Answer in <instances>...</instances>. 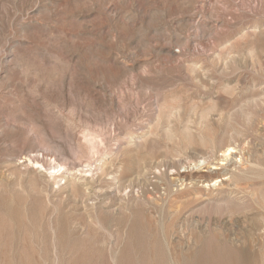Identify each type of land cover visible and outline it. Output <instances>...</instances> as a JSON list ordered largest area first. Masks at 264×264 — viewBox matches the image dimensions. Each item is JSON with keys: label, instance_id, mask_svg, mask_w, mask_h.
I'll return each mask as SVG.
<instances>
[{"label": "rangeland", "instance_id": "1", "mask_svg": "<svg viewBox=\"0 0 264 264\" xmlns=\"http://www.w3.org/2000/svg\"><path fill=\"white\" fill-rule=\"evenodd\" d=\"M263 135L264 0H0V264H264Z\"/></svg>", "mask_w": 264, "mask_h": 264}, {"label": "bare ground", "instance_id": "2", "mask_svg": "<svg viewBox=\"0 0 264 264\" xmlns=\"http://www.w3.org/2000/svg\"><path fill=\"white\" fill-rule=\"evenodd\" d=\"M252 98H253V97H252ZM252 98H251V99H252ZM251 99H250V100H251ZM250 100H249V102H250ZM252 100H253V99H252ZM254 100H255V99H254ZM257 100L260 101L259 99H257ZM255 101H256V100H255ZM247 102H248V101H247ZM256 102H257V101H256ZM243 103H244V102H243ZM245 104H246V103H245ZM251 104H252V103H251ZM243 106H244V105H243ZM238 107H239V106H238ZM244 107H245V106H244ZM236 108H237V107H236ZM224 109H225V108H224ZM234 109H235V108H234ZM239 109H240V108H239ZM242 109H245V108L242 107ZM226 110H227V109H226ZM238 111H240V110H238ZM244 111H245V110H244ZM220 112H221V111H220ZM241 113H243V112L241 111ZM250 113H251V111H250ZM208 114H209V113H208ZM208 114H207V115H208ZM223 114H225V113H223ZM228 114H229V113H228ZM230 114H231V112H230ZM243 114H246V113H243ZM220 116H222V115H220ZM244 116H245V115H244ZM251 116H252V115H251ZM225 117H226V115H225ZM225 117H223V118H225ZM248 117H249V114H248ZM223 118H222V119H223ZM202 119H203V118H202ZM242 119H243V118H242ZM249 119H250V118H249ZM249 119H248V120H249ZM222 121H223V120H222ZM225 121H226V120H225ZM227 121H229V120H227ZM227 121H226V122H227ZM231 121H232V120H231ZM244 121H245V120H244ZM248 122H249V121H248ZM250 122H251V121H250ZM207 124H208V126H209V123H207ZM207 124H206V128L208 127ZM210 124H211V123H210ZM212 124H213V123H212ZM223 124H224V123H223ZM250 124H251V123H250ZM220 125H222V124L220 123ZM226 125H227V123L225 124V126H226ZM228 125H229V124H228ZM233 125H234V124H233ZM223 126H224V125H223ZM229 126H230V125H229ZM229 126H228V127H229ZM237 126H238V125H237ZM249 126H250V125H249ZM209 127H210V126H209ZM218 127H219V126H218ZM218 127H217V128H218ZM231 127H232V125H231ZM235 127H236V126L234 125V128H235ZM238 127H239V126H238ZM214 128H215V127H214ZM232 128H233V127H232ZM232 128H231V129H232ZM204 129H205V126H204ZM224 129H225V127H224ZM231 129H230V130H231ZM221 130H222V129H221ZM232 130H233V129H232ZM236 130H238V129L236 128ZM214 131H215V130H214ZM233 131H234V130H233ZM241 131H242V130H241ZM252 131H253V129H252ZM220 132H221V131H220ZM223 132L226 133V131H224V130H223ZM234 132H235V131H234ZM236 132H237V131H236ZM242 132H243V131H242ZM214 133H215V132H214ZM216 133H217V135H219V134H218V131H217ZM230 133H231V132H230ZM230 133H229V130H228V134H229V135H230ZM232 133H233V132H232ZM238 133H240V131H238L237 134H238ZM226 134H227V133H226ZM256 134H257V133H256ZM260 134H261V133H259V135H260ZM215 135H216V134H215ZM215 135H214V137H215ZM229 135H228V136H229ZM241 135H242V134H241ZM241 135H240V136H241ZM92 136H95V135H92ZM188 136H189V135H188ZM228 136H227V137H228ZM236 136L239 137L238 135H236ZM263 136H264V135H263ZM214 137H212V138H213V139H216V138H214ZM219 137H220V135H219ZM230 137H231V135L229 136L230 141H233ZM253 137H254V136H253ZM255 137H256V136H255ZM83 138H84V137H83ZM93 138H94V137H93ZM98 138H99V137H98ZM189 138H190V137H188V140H189ZM220 138H221V137H220ZM242 138L244 139V136H243ZM246 138H247V137H246ZM259 138H260V137H259ZM209 139H210V138H209ZM209 139H208V140H209ZM253 139H254V138H253ZM260 139H261V141H262V138H260ZM217 140H218L217 142H219V138H218ZM220 140H221V139H220ZM189 141H190V140H189ZM206 141H207V140H206ZM227 141H229V140H226V142H227ZM251 141H252V140H251ZM190 142H191V141H190ZM190 142H189V143H190ZM202 142H203V140H202ZM212 142H214V141L212 140ZM226 142H225V143H226ZM262 142H263V141H262ZM88 143H89V144L92 143V140H89ZM191 143H192V142H191ZM215 143H216V142H215ZM257 143H258V142H257ZM83 144H84V143H83ZM92 144H93V143H92ZM99 144H100V143H99ZM187 144H188V143H187ZM204 144H205V143H204ZM213 144H214V143H213ZM217 144H218V143H217ZM217 144H216V145H217ZM250 144H251V143H250ZM259 144H260V143H259ZM85 145H86V144H85ZM85 145H82V146H85ZM207 145H208V144H207ZM216 145L214 144L215 148H216ZM218 145H219V144H218ZM227 145H228V142H227ZM233 145H234V144H233ZM95 146H96V145H95ZM228 146H229V145H228ZM231 146H232V145H231ZM249 146H250V145H249ZM85 147H87V146H85ZM88 147H90V146H88ZM220 147H221V146L219 145L218 148H216L217 151H218V149H219ZM250 147H251V146H250ZM259 147H260V146H258L257 144H253V148H252L251 154H249V155L251 156V161H253L254 164L260 165V167H261V165H264V164H263L264 161L262 160V158H260V155H261V154L259 155V153H260L261 150H260ZM81 148H82V147H81ZM90 148H91V147H90ZM221 148H222V147H221ZM261 148H262V147H261ZM204 149H205V148H204ZM207 149H208V148H207ZM216 149H215V151H216ZM37 150H38V149H37ZM83 150H84V149H82V152H83ZM210 150H211V148H210ZM213 150H214V149H213ZM39 151H40V150H39ZM206 151H207V150H206ZM208 151H209V150H208ZM220 151L222 152L221 154H223V155H222L223 158L220 160L221 163H220V164L218 163V165H220V166H223V165L228 166L227 163L230 162V161L227 162V160H228V157H229V156L231 155V153H232V148H230V147H226L223 151H222V150H220ZM45 152H46V150H45ZM84 152H85V150H84ZM84 152H83V153H84ZM248 152H249V151H248ZM83 153H82V154H83ZM86 153H87V152H86ZM86 153H84V154L86 155ZM216 153H217V152H216ZM262 153H263V151H262ZM44 154H46V153H44ZM44 154H43V155H44ZM88 154H89V153H88ZM219 154H220V153H219ZM199 155H200V153H198V156H199ZM26 156H27V155H26ZM189 156H190V155H189ZM192 156H193V154H192ZM194 156H195V155H194ZM204 156H205V155H202V153H201V157H203V160L205 159ZM206 156H207V155H206ZM206 156H205V157H206ZM210 156H211V155H210ZM210 156H208V158H209ZM30 157L34 158L35 156H34V157H33V156H30ZM41 157H42V155H41ZM187 157H188V156H187ZM201 157H199V159H200ZM213 157H214V154H213ZM218 157H219V155H218ZM27 158H29V156H27ZM27 158H26V159H27ZM35 158H36V157H35ZM189 158H190V157H189ZM196 158H198V157H196ZM211 158H212V157H211ZM211 158H210V160H211ZM220 158H221V157H220ZM13 159H14V158H13ZM23 159H24V158H23ZM186 159H187V158H186ZM213 159H214V158H213ZM217 159H218V158H217ZM30 160H31V159H30ZM190 160H191V159H190ZM194 160H195V159H194ZM182 161H183V160H182ZM184 161H185V158H184ZM184 161H183V162H184ZM195 161H196V160H195ZM251 161H250V162H251ZM26 162H27V160H26ZM102 162H103V161H102ZM162 162H163V161H162ZM171 162H172V161H170V164H171ZM173 162H176V161H173ZM186 162H187V161H186ZM24 163H25V162H24ZM24 163H23V164H24ZM164 163H165V162H164ZM167 163H168V162H167ZM178 163H179V162H178ZM181 163H182V162H181ZM191 163H192V162H191ZM200 163L202 164V162H200ZM25 164H26V163H25ZM34 164H35V163H34ZM36 164H37V163H36ZM88 164H89V163H88ZM154 164H155V163H154ZM165 164H166V163H165ZM165 164L163 165L164 167H165ZM182 164H184V163H182ZM189 164H190V163H189ZM189 164H188V165H189ZM192 164L195 165L196 162H195V163H192ZM203 164H204V163H203ZM148 165H149V164H148ZM159 165H160V164H159ZM174 165H175V163H174ZM176 165H177V163H176ZM180 165H181V164H180ZM184 165H185V164H184ZM210 165H211V164H210ZM210 165H209V166H210ZM41 166H42V165H41ZM170 166H171V165H170ZM177 166H178V165H177ZM182 166H183V165H181V166H179V167H182ZM185 166H186V165H185ZM189 166H190V165H189ZM198 166H199V165H198ZM229 166H232V165H230V163H229ZM27 167H28V166H27ZM149 167H150V165H149ZM151 167H153V165H151ZM167 167H169V166L167 165ZM174 167H175V166H174ZM186 167H187V166H186ZM212 167H213V166H212ZM212 167H211V169H212ZM260 167H259V168H260ZM263 167H264V166H263ZM93 168H94V167H93ZM153 168H154V167H153ZM153 168H151V169L153 170ZM172 168H173V167H172ZM204 168H205V167H204ZM44 169H45V168H44ZM166 169H167V168H166ZM183 169H186V168L183 167ZM189 169H190V168H189ZM189 169H188V170H189ZM95 170H96V168L92 169L91 167H89L88 170H80V171L82 172V174H81V175H82V176H81L82 179L86 181L89 177H90V178L93 177V175H95V174H94V171H95ZM99 170H100V169H99ZM107 170H108V169H107ZM169 170H170V169H169ZM208 170H209V169H208ZM213 170H214V169H213ZM80 171H79V172H80ZM153 171H154V170H153ZM167 171H168V170H167ZM192 171H193V170H192ZM192 171H187V169H186V171L181 172L182 175L179 174V173H176V172L174 173V175L178 178V182H179V180H184V181L186 182V180L188 179V180H190V181H195V182H198V183H206V182H212L214 179H216L215 174H213V171H212V173H208V174H199V172L197 171V169H196L195 172H192ZM206 171H207V170H206ZM210 171H211V170H210ZM225 171H226V170H225ZM230 171H231V170H230ZM63 172H64V170H63L61 173H63ZM107 172H108V171H107ZM107 172H106V173H107ZM159 172H160V171H159ZM165 172H166V171H165ZM165 172H164V173H165ZM177 172H178V171H177ZM207 172H208V171H207ZM214 172H215V171H214ZM226 172H227V171H226ZM240 172H241V173H245V172H243V171H239V173H240ZM20 173H21V172H20ZM141 173H142V172H141ZM155 173H156V172H155ZM224 173H225V172H224ZM162 174H163V173H162ZM172 174H173V173H172ZM217 174H218V172H217ZM227 174H228V173H225L224 175H227ZM237 174H238V173H237ZM248 174H250V172H249ZM16 175H17V174H16ZM109 175H110V174H109ZM134 175H135V174H134ZM138 175H139V173H138ZM142 175H143V174H142ZM144 175H145V174H144ZM157 175L160 176V174H157ZM164 175H165V174H164ZM231 175H232V173H231ZM231 175H229V176H230V179H229V180H233V179H234V180H237L235 177L233 178V176H231ZM234 175H235V173H234ZM242 175H243V174H241V176H242ZM50 176H51V175H50ZM66 176H68V175H66ZM220 176H221V175H220ZM235 176H237V175H235ZM95 177H96V176H95ZM106 177H107V176H106ZM115 177H116V176H115ZM133 177H134V176H133ZM139 177H140V176H139ZM139 177H138V178L136 177V178L139 179ZM161 177H162V176H161ZM163 177H164V176H163ZM172 177H173V176H172ZM217 177H218V176H217ZM242 177H245V178H246V176H242ZM242 177H241V178H242ZM249 177H251V176H249ZM51 178H52V177H51ZM54 178H55V177H54ZM130 178H131V177H130ZM144 178H145V176H144ZM158 178H159V177H158ZM231 178H232V179H231ZM241 178H239V179L241 180ZM245 178H243V179H245ZM252 178H253V176H252ZM97 179H98V178H97ZM97 179H95V180H97ZM116 179H117V178H116ZM152 179H154V178H152ZM155 179H156V178H155ZM250 179H251V178H250ZM98 180H99V179H98ZM114 180H115V178H112V181H114ZM127 180H128V179H126V181H127ZM129 180L131 181V179H129ZM132 180L134 181V179H132ZM156 180H157V179H156ZM252 180H253V179H252ZM54 181H55V180H54ZM88 181H90V180H88ZM88 181H87V182H88ZM99 181H100V180H99ZM107 181H108V180H107ZM122 181H123V180H122ZM126 181L124 180L123 183L126 184ZM130 181H129V182H130ZM135 181H136V180H135ZM135 181H134V183H135ZM145 181H146V180H144L143 177H142V178H140V179L137 181V184H136V185H141V184H143V185L145 186V185H146ZM243 181H244V180H243ZM90 182H91V181H90ZM101 182H102V181H101ZM148 182L150 183V181H148ZM148 182H147V184H148ZM166 182H167V181H166ZM231 182H233V181H231ZM238 182H239V181H238ZM250 182H251V181H250ZM0 183H1V182H0ZM94 183H95V181H94L92 184H94ZM134 183H133V185H134ZM156 183H157V182H156ZM161 183H162V182H161ZM234 183H235V182H234ZM234 183L231 184V185H232L233 187H235V188L240 189V187H239L237 184H234ZM83 184H84V183H83ZM87 184H88V183H87ZM92 184H89L90 187L92 186ZM97 184H98V183H97ZM207 184H208V183H207ZM209 184H210V183H209ZM222 184H223V183H222ZM225 184H226V183H225ZM225 184H223V185H225ZM57 185H58V184H57ZM148 185H149V184H148ZM150 185H151V184H150ZM153 185H154V184H153ZM163 185H166V184L164 183ZM197 185H198V184H197ZM231 185H230L229 187H231ZM246 185H247V184H246ZM78 186H79V185H78ZM126 186H127V185H126ZM126 186L124 185L125 188H126ZM154 186H155V185H154ZM156 186H157V185H156ZM225 186H226V185H225ZM249 186H250V185H249ZM262 186H263V185H262ZM81 187H83V186H81ZM88 187H89V186H88ZM93 187H94V185H93ZM109 187L111 188V191L108 190V192H106L104 195L102 194V192H103L105 189H104V190H103V189L101 190L100 187L92 188V189H91L92 192H91V190L88 191L89 194L92 193V195H90V197L87 196V197H88V200H89V198H90V200L94 202V200H98L99 198H102V197H103V199H104L106 195H110V194L112 195V193H113L114 195H115V194L117 195V194H119V193L123 190V189H121V185H120L119 181L116 182V184H112V185H110ZM135 187H136V186H135ZM141 187H142V186H141ZM141 187H140V190L142 189ZM227 187H228V186H227ZM106 188H107V187H106ZM125 188H124V189H125ZM127 188H128V187H127ZM249 188H250V187H249ZM259 188H261V187L259 186ZM130 189H131V188H130ZM133 189H135V188H133ZM149 189H151V188H149ZM159 189H160V188H159ZM166 189H167V188H166ZM251 189H252V187H251ZM253 189L256 190V188H254V187H253ZM136 190H137V189H136ZM136 190H135V192H136ZM140 190L138 189L137 191H140ZM163 190H164V189H163ZM185 190H186V189H185ZM185 190H183V192H185ZM244 190H246V189H244ZM247 190H248V189H247ZM249 190H250V189H249ZM249 190H248V191H249ZM255 190H253V191L256 192ZM257 190H258V187H257ZM262 190H263V189H262ZM131 191H132V190H131ZM151 191H152V190H151ZM153 191L155 192V190H153ZM170 191H172V190H170ZM176 191H178V190H176ZM181 191H182V190H181ZM253 191H252V192H253ZM258 191H259V190H258ZM122 192H123V191H122ZM122 192H121V193H122ZM172 192H173V191H172ZM172 192H171V193H172ZM178 192H180V191H178ZM178 192H176V193H178ZM205 192H206V191H205ZM236 192H237V191H236ZM262 192H263V191H262ZM262 192H261V193H262ZM78 193H79V192H78ZM126 193H127V192H126ZM130 193H131V192H130ZM141 193H142V190H141L140 194H141ZM168 193H169V190H168ZM173 193H174V192H173ZM212 193H213V192H212ZM249 193H250V192H249ZM249 193H248V194H249ZM257 193H258V192H257ZM261 193H260V194H261ZM75 194H76V193H75ZM75 194H73V195H75ZM132 194H133V193H132ZM148 194H149V193H148ZM154 194H155V193H154ZM169 194H170V193H169ZM182 194H184V193H182ZM182 194H178V195H182ZM194 194H195V193H194ZM263 194H264V193H263ZM76 195H77V194H76ZM130 195H131V194H130ZM134 195H135V193H134ZM138 195H139V194H138ZM150 195L152 196V194H150ZM156 195H157V193H156ZM156 195H155V197H156ZM158 195H159V193H158ZM158 195H157L156 198L159 199ZM217 195H218V194H217ZM251 195H252V194H250V197H251ZM258 195H259V194H258ZM112 196H113V195H112ZM119 196H120V195H119ZM125 196H128V195H125ZM142 196H143V193H142L141 197H142ZM145 196H147V194H145ZM190 196H191V195H190ZM221 196H222V195H221ZM263 196H264V195H263ZM74 197H76V196H74ZM132 197H135V196H132ZM132 197L130 198L131 200H132ZM136 197H137V196H136ZM153 197H154V196H152L151 198H153ZM202 197H203V196H202ZM202 197H201V198H202ZM245 197H246V196H244L243 198H245ZM247 197H248V196H247ZM252 197H253V196H252ZM256 197H257V194H256ZM259 197H262V195H261V196L259 195L258 198H259ZM126 198H127V197H126ZM126 198H125V199H126ZM137 198H138V197H137ZM137 198H136V199H137ZM160 198H161V197H160ZM168 198H169V197H168ZM170 198H171V197H170ZM248 198H249V197H248ZM263 198H264V197H263ZM86 199H87V198H86ZM118 199H119V201H120V200L122 199V197H121V199H120V198H118ZM123 199H124V198H123ZM123 199H122V200H123ZM128 199H129V198H128ZM153 199H155V198H153ZM158 199H157V200H158ZM172 199H173V198H172ZM178 199H179V198H177V200H178ZM259 199H260V198H259ZM88 200H86V201L88 202ZM100 200H101V199H100ZM126 200H127V199H126ZM161 200H162V198H161ZM175 200H176V199H175ZM175 200L173 199L172 201L174 202ZM224 200H225V199H224ZM242 200H243V199H242ZM251 200H252V199H251ZM104 201H106V199H104ZM109 201H110V200H109ZM115 201H116V200H115ZM119 201H118V203H119ZM141 201H142V200H141ZM162 201H163V200H162ZM201 201H202V200H201ZM204 201H207V199L204 200ZM211 201H212V200H211ZM248 201H249V200H247L246 203H247ZM260 201H261V199H260ZM124 202H125V201H124ZM146 202H148V201H146ZM152 202H153V201H152ZM159 202H160V200H159ZM159 202H158V203H159ZM197 202H199V201H197ZM197 202H196V203H197ZM221 202H223V201H221ZM225 202H226V201H225ZM230 202H232V201L230 200ZM230 202H228V203H230ZM241 202H242V201H241ZM251 202H252V201H251ZM253 202H254V201H253ZM257 202H258V199H257ZM261 202H262V201H261ZM90 203H92V202H90ZM90 203H89V204H90ZM95 203H97V202H95ZM95 203H94V204H95ZM107 203H108V202H107ZM118 203H117V204H118ZM120 203H121V202H120ZM125 203H126V202H125ZM128 203H129V202H128ZM160 203H161V202H160ZM162 203H163V202H162ZM165 203H166V202H165ZM216 203H217V202H216ZM218 203H219V202H218ZM243 203H245V202H243ZM85 204H86V203H85ZM87 204H88V203H87ZM92 204H93V203H92ZM92 204H91V205H92ZM101 204H102V203H101ZM103 204H104V203H103ZM144 204H145V201H144ZM147 204H148V203H147ZM178 204H179L178 206L174 205V206H176V207L173 208V209H174V210H172L173 212H172V211H169L170 214L175 213V215L177 216V214L180 213V209L182 208V204H180V203H178ZM212 204H213V203H212ZM223 204H224V203H223ZM232 204H233V203H232ZM96 205H97V204H96ZM126 205H127V204L122 205V206H126ZM151 205H153V204H151ZM156 205H157V204H156ZM166 205H167V204H166ZM245 205H247V204H245ZM248 205H249V202H248ZM256 205H257V204H256ZM85 206H86V205H85ZM100 206H101V205H100ZM143 206H144V205H143ZM145 206H146V205H145ZM148 206L150 207V205H148ZM161 206H162V205L160 204L159 209H158L157 211H159L160 214L163 215L165 211L162 209L163 206H162V207H161ZM195 206H196V205H195ZM224 206H225V205H224ZM224 206H223V207H224ZM234 206H235V205H234ZM241 206H243V205H241ZM257 206H258V205H257ZM7 207H8V206H7ZM88 207H89V206H88ZM114 207H116V206H114ZM152 207H153V208H156V207H155V204H154ZM170 207H171V206H170ZM239 207H240V206H239ZM258 207H259V206H258ZM263 207H264V206H263ZM10 208H12V207H10ZM92 208H93V206H92ZM97 208H98V207H97ZM118 208H119V207H118ZM125 208H126V207H124L123 209H125ZM136 208H137V207H136ZM157 208H158V207H157ZM167 208L169 209V207H167ZM191 208H192V207H191ZM244 208H245V207H244ZM246 208H247V207H246ZM104 209H105V208H104ZM126 209H127V208H126ZM144 209H145V208H144ZM150 209H151V208H150ZM249 209H250V208H249ZM251 209H253V208L251 207ZM254 209H255V208H254ZM262 209H264V208H262ZM11 210H14V208H12ZM98 210H99V209H98ZM148 210H149V209H148ZM154 210H155V209H154ZM166 210H167V209H166ZM169 210H170V209H169ZM216 210H217V209H216ZM230 210H231V209H230ZM256 210H257V209H256ZM90 211H91V213H93L92 210H90ZM90 211H89V214H88V215H90ZM103 211H104V210H103ZM125 211H126V210H125ZM146 211H147V210H146ZM188 211H189V210H188ZM240 211L242 212V210H240ZM260 211H262V210H260ZM260 211H259V212H260ZM263 211H264V210H263ZM115 212H116V211H115ZM186 212H187V211H186ZM243 212H244V211H243ZM243 212H242V213H243ZM248 212H249V210H248ZM11 213H12V212H11ZM11 213L9 212V214H11ZM95 213H96V212H95ZM112 213H113V212H112ZM176 213H177V214H176ZM181 213H182V212H181ZM227 213H229V211H227ZM256 213H258V212H256ZM9 214H8V216H11V215H9ZM96 214H97V213H96ZM126 214H128V211H127ZM150 214H151V213H150ZM230 214H231V213H230ZM230 214H229L228 216H230ZM260 214H261V213H260ZM91 215H93V214H91ZM91 215H90V216H91ZM121 215H122V214H121ZM129 215H132V214L129 213ZM144 215H145V219H146V214H144ZM155 215H157V214H155ZM168 215H169V214H168ZM168 215H167V216H168ZM184 215H185V214H184ZM241 215H242V214H241ZM250 215H251V214H250ZM254 215H255V212H254ZM254 215H253V216H254ZM84 216H86L85 213H84ZM90 216H89V218H90ZM147 216H148V215H147ZM182 216H183V215H182ZM248 216H249V214H248ZM257 216H259V215H257ZM260 216H261V215H260ZM12 217H13V216H12ZM135 217L137 218V216H135ZM151 217H152V214H151ZM154 217H156V216H154ZM162 217H163V216H162ZM168 217H169V216H168ZM168 217H167V218H168ZM173 217H174V216H173ZM237 217H238V216H237ZM262 217H263V216H262ZM85 218H86V217H85ZM96 218H97V217H96ZM130 218H131V217H130ZM130 218H129V221H127V222H130V220L132 219V218H131V219H130ZM165 218H166V217H165ZM165 218H164V220H165ZM180 218H181V217H180ZM183 218H184V217H183ZM226 218H227V215H226ZM241 218H242V216L240 217V219H241ZM252 218H253V217H252ZM14 219H15V218H14ZM125 219H126V218H125ZM133 219H134V218H133ZM154 219H155V218H154ZM158 219H159V218H158ZM162 219H163V218H162ZM169 219H170V217H169ZM181 219H182V218H181ZM228 219H230V218H228ZM232 219H233V218H232ZM244 219H245V218H244ZM248 219H249V218H248ZM262 219H264V217H263ZM86 220H87V218H86ZM152 220H153V218H152ZM152 220H151V222L155 221V220H153V221H152ZM159 220H161V219H159ZM159 220H158V221H159ZM164 220H163V221H164ZM166 220H167V219H166ZM230 220H231V219H230ZM253 220H254V219H253ZM257 220H258V219H257ZM87 221H88V220H87ZM98 221H99V220H98ZM163 221H162V222H163ZM178 221H179V219H178ZM247 221H248V220H247ZM255 221H256V220H255ZM107 222L110 223L109 221H107ZM145 222H146V224L149 223V221H145ZM147 222H148V223H147ZM151 222H150V223H151ZM183 222H185V219H184V221L182 220V223H183ZM212 222H214V220H213ZM233 222H234V221H233ZM252 222H253V221H252ZM261 222H262V221H261ZM89 223H90V221H89ZM98 223L100 224V222H98ZM150 223H149V224H150ZM155 223H156V222H155ZM173 223H175V221H174ZM176 223H177V220H176ZM230 223H231V222H230ZM243 223H244V222H243ZM243 223H242V224H243ZM258 223H259V220L257 221V224H258ZM262 223H263V222H262ZM90 224H91V223H90ZM106 224H107V223H106ZM134 224H135V223H134ZM151 224H152V223H151ZM151 224H150V226H151ZM161 224H162V223H161ZM186 224H187V223H186ZM186 224H184V225H186ZM214 224H215V223H214ZM227 224H228V223H227ZM234 224H235V223H234ZM234 224H233V225H234ZM244 224H245V223H244ZM260 224H261V223H260ZM84 225H86V223H85ZM100 225H101V224H100ZM107 225H108V224H107ZM127 225H128V224H127ZM127 225H126V227H127ZM155 225H156V224H155ZM179 225H180V223H179ZM184 225H182V227H183ZM203 225H204V224H203ZM252 225H253V223H252ZM258 225H259V224H258ZM86 226H87V225H86ZM109 226H110V225H109ZM109 226H108V227H109ZM124 226H125V225H124ZM128 226H129V225H128ZM163 226H164V225H163ZM171 226H172V225H171ZM171 226H170V227H171ZM191 226H192V225H189L188 227H191ZM230 226H231V225H230ZM239 226H240V225H239ZM253 226L255 227V226H257V225H253ZM263 226H264V224H263ZM263 226H262V227H263ZM84 227H85V226H84ZM113 227H114V226H113ZM140 227H141V225H140ZM142 227H143V226H142ZM164 227H165V226H164ZM173 227H175V226H173ZM177 227H178V224H177ZM179 227H180V226H179ZM188 227H187V228H188ZM226 227H227V226H226ZM242 227H244V225H243ZM259 227H260V226H259ZM262 227H261V228H262ZM89 228H90V227H89ZM92 228H93V227H92ZM96 228H97V227H96ZM116 228H117V227H116ZM118 228H120V227H118ZM137 228H138V226H137ZM143 228H144V227H143ZM143 228H142V230H143ZM149 228H151V227H149ZM161 228H162V227H161ZM167 228H169V227H167ZM184 228H185V227H184ZM184 228H183V229H184ZM235 228H236V227H235ZM263 228H264V227H263ZM263 228H262V229H263ZM85 229L87 230L86 227H85ZM90 229H91V228H90ZM114 229H115V228H114ZM124 229H125V227H124ZM139 229H140V228H139ZM171 229H172V228H171ZM173 229H174V228H173ZM175 229H176V228H175ZM178 229H179V228H178ZM180 229H181V228H180ZM180 229H179V230H180ZM227 229H228V228H227ZM229 229H230V228H229ZM248 229H250V228H248ZM248 229L246 228V230H248ZM257 229H258V228H256V230H257ZM259 229H260V228H259ZM88 230H89V229H88ZM92 230H93V229H92ZM115 230H116V229H115ZM126 230H127V229H126ZM128 230H129V229H128ZM128 230H127V231H128ZM132 230H133V229H132ZM149 230H151V229H149ZM149 230H148V232H149ZM154 230H155V229H154ZM159 230H160V229H159ZM163 230H164V229L162 228V231H163ZM179 230H178V231H179ZM219 230H220V229H219ZM109 231H110V230H109ZM140 231H141V230H140ZM171 231H172V230H170V232H171ZM248 231H249V230H248ZM248 231H247V232H248ZM250 231H251V230H250ZM261 231H262V230H261ZM263 231H264V230H263ZM263 231H262V232H263ZM112 232H113V231H112ZM123 232H124V230H123ZM128 232H129V231H128ZM144 232H145V231H144ZM151 232H152V231H150V233H151ZM153 232H154V231H153ZM170 232H169V233H170ZM181 232H183V230H181L180 233H181ZM219 232H220V231H219ZM251 232H252V231H251ZM110 233H111V232H110ZM114 233H115V232H114ZM131 233H133V231H132ZM163 233H164V232H163ZM171 233H172V232H171ZM176 233H177V232H176ZM263 233H264V232H263ZM133 234H134V233H133ZM141 234H142V233H141ZM145 234H146V236H147L148 233L146 232ZM152 234H153V233H152ZM154 234H156V233H154ZM187 234H188V232H187ZM233 234H234V233H233ZM239 234H240V233H239ZM250 234H251V233H250ZM261 234H262V233H261ZM107 235H108V234H107ZM110 235H111V234H110ZM118 235H119V234H118ZM148 235H149V234H148ZM160 235L162 236V232L160 233ZM170 235H171V234H170ZM170 235H169V236H170ZM173 235H174V234H173ZM181 235H182V234H181ZM184 235H186V233H184ZM111 236H112V235H111ZM131 236H132V234H131ZM131 236H130V234H129V238H130ZM134 236H135V234H134ZM151 236H152V235H151ZM151 236H150V237H151ZM156 236H157V234H156ZM163 236H164V235H163ZM163 236H162V237H163ZM187 236H188V235H187ZM263 236H264V235H263ZM119 237L122 238L123 236H119ZM138 237H139V234H138ZM152 237H155V236L153 235ZM164 237H165V236H164ZM164 237H163V238H164ZM181 237H183V236H181ZM231 237H233V236H231ZM234 237H235V236H234ZM234 237H233V238H234ZM261 237H262V236H261ZM107 238H108V237H107ZM110 238H111V237H110ZM110 238H109V239H110ZM169 238H170V237H169ZM178 238H179V236H178ZM185 238H186V237H185ZM237 238H238V237H237ZM263 238H264V237H263ZM134 239H135V238H134ZM134 239H133V240H134ZM137 239H138V238H137ZM140 239H141V238H140ZM140 239H139V240H140ZM150 239L152 240V238H150ZM173 239L175 240L176 238L173 237ZM173 239H172V240H173ZM186 239H188V238H186ZM186 239H185V240H186ZM189 239H190V238H189ZM189 239H188V241H189ZM235 239H236V238H234L233 240H235ZM245 239H246V238H245ZM249 239H251V238H249ZM259 239H260V238H259ZM111 240H112V239H111ZM115 240H116V236H115ZM122 240H123V239H122ZM142 240H143V239H142ZM145 240H146V239H145ZM147 240H148V238H147ZM154 240H155V239L153 238L152 241H154ZM170 240H171V239H170ZM178 240H179V239H178ZM108 241L110 242V240H108ZM112 241H113V240H112ZM166 241H167V240H166ZM175 241H177V240H175ZM180 241H181V238H180ZM193 241H195V239H194ZM95 242H96V241H95ZM109 242H108V243H109ZM134 242H135V241H134ZM144 242H145V241H144ZM149 242H150V241H149ZM183 242H184V241H183ZM183 242H182V243H183ZM185 242H187V241H185ZM236 242H237V241H236ZM258 242H259V241H258ZM258 242H257V245H258ZM102 243H103V240H102ZM106 243H107V242H106ZM119 243H120V242H119ZM132 243H133V242H132ZM139 243H140V241H139ZM164 243H165V241H164ZM170 243H171V242H169V244H170ZM173 243H174V242H173ZM188 243L190 244L191 242H188ZM133 244H134V243H133ZM133 244H132V245H133ZM151 244H152V243H151ZM169 244H168V245H169ZM183 244L185 245V243H183ZM189 244H188V245H189ZM191 244H193V243H191ZM191 244H190V245H191ZM263 244H264V241H263ZM109 245H110V243H109ZM109 245H108V246H109ZM119 245H120V244H119ZM135 245H137V244H135ZM140 245H141V244H140ZM140 245H137V246L139 247ZM166 245H167V244H166ZM171 245H172V243H171ZM171 245H170V247H171ZM186 245H187V244H186ZM259 245H260V246H258L257 248L261 247V244H260V243H259ZM114 246H115V244H114ZM137 246H136V247H137ZM164 246H165V244H164ZM172 246H173V245H172ZM192 246H193V245H192ZM192 246H191V247H192ZM248 246H249V245H248ZM263 246H264V245H263ZM263 246H262V248H263V253H264V247H263ZM85 247H87V246H84L83 248H85ZM118 247H119V246H118ZM134 247H135V246H134ZM134 247L132 246V248H134ZM136 247H135V248H136ZM249 247H250V246H249ZM106 248H107V245H106ZM116 248H117V247H116ZM86 249H87V248H86ZM110 249H111V248H110ZM137 249H138V248H137ZM179 249H180V248H179ZM249 249H251V248H249ZM252 249H253V248H252ZM91 250H92V249H91ZM118 250H119V248H118ZM174 250H175V248H174ZM174 250H173V251H174ZM93 251H94V249H93ZM93 251H92V252H93ZM95 251H96V250H95ZM109 251H110V250H109ZM116 251H117V250H116ZM136 251H139V250H136ZM136 251H135L134 253L137 254ZM176 251H177V250H176ZM99 252H100V251H99ZM101 252H102V251H101ZM105 252H106V251H105ZM114 252H115V251H114ZM118 252H119V251H118ZM179 252H180V250H179ZM179 252H178V253H179ZM187 252H188V251H187ZM260 252H262L261 249H260ZM106 253H107V252H106ZM150 253H151V252H150ZM180 253H181V252H180ZM93 254H94V253H93ZM95 254H96V253H95ZM117 254H118V253H117ZM172 254H173V253H172ZM109 255H110V254H109ZM112 255H113V254H112ZM115 255H116V253H115ZM118 255H119V254H118ZM118 255H117V256H118ZM138 255H139V254H138ZM170 255H171V254H170ZM188 255H189V254H188ZM261 255H262V253H261ZM135 256H136V255H135ZM167 256H168V255H167ZM173 256H174V255H173ZM186 256H187V255H186ZM190 256H192V255H190ZM190 256H189V258H190ZM114 257H115V256H114ZM255 257H256V256H255ZM112 258H113V257H112ZM169 258H170V257H169ZM172 258H173V257H172ZM172 258H170V259H172ZM186 258H187V260H189V259H188V256H187ZM257 258H258V257H257ZM117 259H118V258H117ZM170 259H169V260H170ZM254 259H255V258H254ZM261 259H263V258H261ZM172 260H173V259H172ZM190 260H191V259H190ZM190 260H189V261H190ZM259 260H260V259H259ZM174 261H175V260H174ZM181 261H182V260H181ZM253 262H254V260H253ZM260 262H263V261L260 260ZM260 262L258 261V264H262V263H260ZM148 263H149V262H148ZM168 263H169V261H168ZM173 263H174V262H173ZM149 264H150V263H149ZM169 264H170V263H169ZM255 264H257V263H255Z\"/></svg>", "mask_w": 264, "mask_h": 264}]
</instances>
